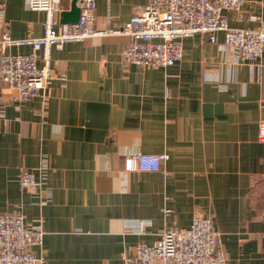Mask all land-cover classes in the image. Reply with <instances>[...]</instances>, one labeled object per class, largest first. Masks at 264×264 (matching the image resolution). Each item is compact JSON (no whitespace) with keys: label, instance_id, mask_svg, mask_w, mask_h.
<instances>
[{"label":"crops","instance_id":"obj_1","mask_svg":"<svg viewBox=\"0 0 264 264\" xmlns=\"http://www.w3.org/2000/svg\"><path fill=\"white\" fill-rule=\"evenodd\" d=\"M242 1L239 13L223 11L228 26L258 28L264 0ZM95 2L99 30L106 15L120 27L145 4ZM1 6L12 38L43 35L45 14L27 0ZM72 6L60 0L56 19ZM127 43L103 36L52 47L50 79L33 99L17 101L0 82V213L41 223L33 254L46 264H121L137 244L183 231L197 215L214 219L227 264H264V52L256 64L240 62L221 32L214 44L197 34L182 41L179 62L154 69L122 64ZM138 152L167 158L157 172L125 171L123 158ZM23 170L42 186L21 188Z\"/></svg>","mask_w":264,"mask_h":264},{"label":"built area","instance_id":"obj_2","mask_svg":"<svg viewBox=\"0 0 264 264\" xmlns=\"http://www.w3.org/2000/svg\"><path fill=\"white\" fill-rule=\"evenodd\" d=\"M60 0H27V8L45 14L41 37L12 38L4 27L0 7V82L17 90L19 102L41 95L50 79V50L61 49L64 44L92 37L124 36L128 43L120 52L122 64L145 68H168L182 58V41L194 35H203L209 43L223 34V45L231 49L240 62L256 64L264 52V21L256 29L230 28L223 11L239 13L242 0H145L141 10L120 27L112 26V17L105 16L106 28L93 26L95 0H74L79 12L74 23H60L56 19ZM31 46L42 49L23 55L7 52L10 47ZM41 61L43 66L38 67ZM258 139L264 141V121L258 126ZM166 154L126 156L122 168L127 172H157ZM47 164L38 167L43 176ZM23 189H39L42 181L25 170L18 176ZM143 227L139 228L142 232ZM44 231L41 223L28 227L21 213H0V264H46L33 254L42 245ZM121 264H227L224 250L219 244L214 219L194 216L190 226L183 230L167 229L159 240L148 245L139 243L131 256Z\"/></svg>","mask_w":264,"mask_h":264},{"label":"water","instance_id":"obj_3","mask_svg":"<svg viewBox=\"0 0 264 264\" xmlns=\"http://www.w3.org/2000/svg\"><path fill=\"white\" fill-rule=\"evenodd\" d=\"M60 17V23H74L78 20L79 12L75 7L72 6L68 12H62Z\"/></svg>","mask_w":264,"mask_h":264}]
</instances>
